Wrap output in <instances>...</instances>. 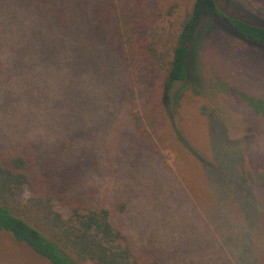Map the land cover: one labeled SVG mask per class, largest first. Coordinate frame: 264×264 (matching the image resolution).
<instances>
[{
	"label": "rangeland",
	"instance_id": "374dc122",
	"mask_svg": "<svg viewBox=\"0 0 264 264\" xmlns=\"http://www.w3.org/2000/svg\"><path fill=\"white\" fill-rule=\"evenodd\" d=\"M13 1L22 10L12 19L0 0V151H29L71 172V196L108 207L141 264H264V48L209 21L198 40L199 86H177L168 106L163 73L147 62L127 71L105 40L88 39L87 21L74 46L37 50L40 25ZM128 2L146 8L162 53L194 4ZM56 208L70 214L60 201ZM0 264L49 263L0 233Z\"/></svg>",
	"mask_w": 264,
	"mask_h": 264
},
{
	"label": "trees",
	"instance_id": "16d2710c",
	"mask_svg": "<svg viewBox=\"0 0 264 264\" xmlns=\"http://www.w3.org/2000/svg\"><path fill=\"white\" fill-rule=\"evenodd\" d=\"M21 1L43 34L37 50L56 54L63 44L74 46V33L78 35L80 23L87 21L88 39L105 40L127 71L136 72L147 62L163 73V99L168 106L177 86H199L195 76L198 40L209 21L215 20L235 37L264 48V0H233L235 12L222 9L216 0H194L175 44L163 53L150 39L143 5L130 7L128 0ZM6 2L9 10L4 16L13 19L14 11L22 9L13 0ZM23 52L21 47L19 53ZM129 116L136 133L144 136L141 118L132 111ZM42 159L22 149L0 151V233L49 264H141L127 237L114 225L110 209L102 203L83 202L86 193L71 196L76 178L66 169L40 165ZM59 201L69 206L68 216L57 210Z\"/></svg>",
	"mask_w": 264,
	"mask_h": 264
}]
</instances>
